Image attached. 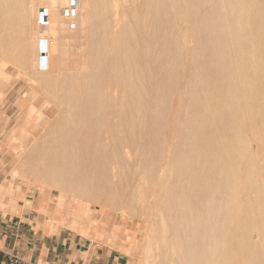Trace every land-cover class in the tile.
Masks as SVG:
<instances>
[{
	"label": "bare ground",
	"instance_id": "obj_1",
	"mask_svg": "<svg viewBox=\"0 0 264 264\" xmlns=\"http://www.w3.org/2000/svg\"><path fill=\"white\" fill-rule=\"evenodd\" d=\"M24 1L0 0L2 25L18 14L23 24L24 8L11 4ZM28 2L37 26L28 68L55 82L60 99L43 98L41 107L39 87L27 90L28 107L3 141L12 140L9 148L26 153L28 163L0 185V201L17 205L15 181L24 177L57 191L44 211L59 210L70 227L97 220L81 199L74 208L86 215L77 220L69 192L138 211L132 240L141 234L143 261L153 250L145 246L151 235L158 264L264 258V0H78L76 15L60 17L62 0ZM41 6L50 9L44 30ZM77 32L84 41L68 74L69 39ZM9 65L0 64L1 80L13 71ZM3 94L0 88V100ZM54 104L57 111H44ZM34 122L42 142L29 131ZM34 143L44 154L32 156ZM113 232L114 241L126 237Z\"/></svg>",
	"mask_w": 264,
	"mask_h": 264
},
{
	"label": "crops",
	"instance_id": "obj_2",
	"mask_svg": "<svg viewBox=\"0 0 264 264\" xmlns=\"http://www.w3.org/2000/svg\"><path fill=\"white\" fill-rule=\"evenodd\" d=\"M24 2L26 15L23 24L16 20L20 19V14L15 16V21L9 20L6 25L0 22V64L7 60L13 70L29 69L30 52L35 48L36 20L30 15L33 11L30 2ZM21 63L26 67H19ZM19 85L2 100L0 121L6 117L13 118L28 107L29 99L24 91H17ZM4 153L5 149L0 147V185L10 182L9 158ZM15 192V208L11 204L5 210L1 204L9 203L10 199L0 201V264H14L13 256H18L23 264H131L121 246L115 249L107 244H95L75 230L53 224L51 219L56 214L55 210L44 211L52 198H47L40 190L27 191L23 195L17 190Z\"/></svg>",
	"mask_w": 264,
	"mask_h": 264
},
{
	"label": "rangeland",
	"instance_id": "obj_3",
	"mask_svg": "<svg viewBox=\"0 0 264 264\" xmlns=\"http://www.w3.org/2000/svg\"><path fill=\"white\" fill-rule=\"evenodd\" d=\"M131 2H132V0H129L128 5H131ZM18 3L15 4L13 2V4H11V7L12 8H18V7L19 8H23L24 7L23 4H25V2H18ZM59 11H60V8H59ZM60 13L61 12H59V14H58L59 17H60ZM185 24H187L188 26H190V23L188 22V20L185 21ZM71 38L70 39L72 41L69 39V45H68L69 46L68 47V50L72 47V49H70L71 51L69 50V52H70L69 58L70 59L68 60V62L70 61L71 65L68 63V67L70 65L69 68L72 71L71 70L68 71L69 68H67L65 71L68 74L71 73V72H73V69L75 68L74 62L72 63L71 60L73 61L75 57H78V52L80 51V48L79 47L81 46L80 44H81V42L84 41L83 39L82 40L79 39L78 32L75 33V34H73V36ZM77 47H78V49H77ZM73 48L74 49H77L78 51L75 52V50ZM73 52H75V53L73 54ZM43 55L45 56V54H43ZM43 62L47 63L46 58L43 60V58L40 57V64H43ZM9 66L11 67V65H9ZM20 66L21 67H24V66L26 67V65H24V64L23 65L21 64ZM39 69H40V66H39ZM23 71H25L27 74L26 73L24 74ZM9 72H10V76L7 75V77L9 76V78H6L5 80L4 79L3 80L0 79V88L3 89V91H4V94H3V96L1 97V100H0L1 101L0 104H3V101L2 100L7 96V94L10 91H12V92L14 91L15 87L17 86V84H20L18 86L17 90L19 92H23L24 91V95L27 98H28L27 92L31 89L30 85L33 88L36 87V89H37V86H38L39 89H40V90L37 89V91L39 90L38 91V93H39L38 94L39 95L38 96L39 97L38 99H41L40 102H39V104H41V107H42L43 98L46 99L48 97L49 98L53 97L57 101L60 99L59 98L60 95H59V93L57 92V90L55 88L56 87L55 82L52 83V84H50V85L47 84L46 81H44V79H43V74H36L35 75V73H33L30 69H25V70L24 69H19V70H13L12 72H11V69H10ZM13 72H15V73H13ZM7 79H8V81L6 82ZM29 79L31 80V84H30V80ZM34 79L37 82L36 81H33ZM25 81L28 82V83H25ZM36 83H38V84H36ZM8 84H9V86H8ZM6 86L8 88L5 90ZM12 86H13V88H12ZM52 86H53L54 89L52 88ZM42 88H44V89H42ZM41 94L44 95V97L41 96ZM55 105H56V108H55ZM57 107H58V105L57 104H54V106H50L48 108H45L44 111L52 114V113H54V109H56V111H57V109H59ZM22 113H17V114H15V116L13 118L6 117L5 120H1L0 121V147H1V149H5V153L4 154L7 156V158H9V163H10V167H9V177H8V180L9 181H11L12 179H14V177L12 176V173L15 171V168L16 167H19V165H20V167H22L21 166V163H23V161H25V163H28V160L26 159V157L28 155L26 153L24 155H22L23 153H19L17 151L15 152L13 149L9 148L8 141L11 143L12 140H5V141H3V139H6V137H4V136H6L8 134V132L11 129V127L16 123V120H17L18 116L20 114H22ZM54 120L55 119H53V121ZM35 127H36V124L34 122L29 127V131L32 132V134L37 137V139H38L39 142H42L43 130H42V132L39 131L36 134ZM28 142H30L29 139H28ZM42 144H41V146H43ZM253 144H254L253 145V148L254 149H257V147H258L257 144L255 142ZM29 147H30V151L31 150H34V153L32 152L33 153L32 156H35L38 153H40V154L43 153V147L42 148L39 147V144H38V146H36L35 143H34V145L30 144ZM258 163L262 167H264V157H262L261 160L258 161ZM122 170H123V172H125V170H126V167L124 165H123ZM22 172H23V168H22ZM16 181H15V184L17 186L19 185L18 187H23L24 188L23 190H22V188H20V191L17 189V191H18L19 194H22L23 195L27 191H38V190L41 191V190H43V191H45L44 193H45V196L47 198H52L51 201H54L57 198V194H58L57 191L54 188L48 187L46 185H43L42 183H39V182L33 183V181L31 179H28V178L26 179L24 177L23 178L22 177H19V178L16 179ZM66 194L69 195V197H71L73 199V201H74V204L71 205V214H73L74 216H76V219L77 220H81L80 218H82V217H84L86 215V210L85 209L76 210V208H74V206L76 205L75 203L78 202L79 199H81V201H83V202H85V203H87L89 205V208L91 210V214L94 215V219H96L97 222L91 223V225H89L88 227H85V228L84 227L81 228L80 226L78 227V225L76 227H70L67 224V223H69L68 221L59 220V214L57 213L59 210L55 209V213L56 214H55L54 218L51 219V221L53 222V224L57 225L58 227H64V228H69V229L75 230L76 232H78L79 234H81L84 238L91 240L95 244H107V245H109V246H111V247H113L115 249H117V248H119L121 246L120 247V248H122L121 250L124 252V254H126L128 256L131 264H158V261L156 260V256H154L155 255L154 254V246H152L154 243L152 241V235H151V233H150L151 238L149 237L148 240L145 241V246L147 244L148 245L147 246V249H149V247H150L153 250L150 249L151 250V254H150L151 256L146 261H143L144 260L143 259V257H144L143 256V247L141 248V246L144 245V243H143L142 239H140L141 238V234H137L138 236H137L136 241L135 240H132L136 236L137 227H140V225H141L140 217H139L140 213H138V211L135 213L131 209H127L125 207L124 208H119V209L117 207L114 208L110 203H108L107 201H105L103 199H101V201H100V200H97V199L91 198V197H88V198H80L76 194H72L70 192L69 193H66ZM87 199L89 200L90 203L87 202ZM6 204L7 205H4L5 210L9 206H11V204L9 203L10 204L9 205L8 202ZM66 209L67 208H63V207L60 208L61 212L63 210V213H66ZM71 214H70V217L73 216ZM154 215L156 217L157 216H162V214L159 213L158 211H156V213ZM105 216H107V217H105ZM60 221H61V223H60ZM62 222L64 223V225H63ZM66 224H67V226H66ZM114 224L116 225L115 227H113ZM96 227H98V228H96ZM101 232L104 234V236L101 237L103 240H100L99 236H97ZM112 232L115 234V237L114 238L118 237V235H121L123 233H125L126 237L124 236V238H122L120 236L119 238H117L114 241L111 238ZM257 232H259V231H257ZM260 234H262V233L259 232V235ZM259 235L256 232H254L253 233L254 240L259 241V238H258ZM261 238H260V240L262 241V244H263L262 247H264V239H263L264 237H261ZM140 240H141L142 243L140 242ZM116 243H117V245H116ZM137 249H138V251H137ZM259 261L257 262V264H263L264 263V258L260 259Z\"/></svg>",
	"mask_w": 264,
	"mask_h": 264
},
{
	"label": "built area",
	"instance_id": "obj_4",
	"mask_svg": "<svg viewBox=\"0 0 264 264\" xmlns=\"http://www.w3.org/2000/svg\"><path fill=\"white\" fill-rule=\"evenodd\" d=\"M62 4L60 5V12L64 15L74 16L77 13L78 0H62ZM37 23L40 30L47 29L51 25L50 18V9L47 6H41L37 12ZM46 48V49H45ZM47 51V45L43 42H40V53L43 58L44 52ZM43 65V64H42ZM41 65V66H42ZM12 261L14 264H23V261L18 256H13Z\"/></svg>",
	"mask_w": 264,
	"mask_h": 264
}]
</instances>
